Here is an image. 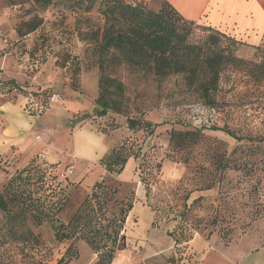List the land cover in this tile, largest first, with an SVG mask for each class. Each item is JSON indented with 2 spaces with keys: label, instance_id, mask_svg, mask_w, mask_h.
Masks as SVG:
<instances>
[{
  "label": "rangeland",
  "instance_id": "374dc122",
  "mask_svg": "<svg viewBox=\"0 0 264 264\" xmlns=\"http://www.w3.org/2000/svg\"><path fill=\"white\" fill-rule=\"evenodd\" d=\"M129 1L157 10L164 0ZM66 5L53 0L41 9L32 0H0V58L11 56L21 72L37 73L45 82L44 89L25 92V98L59 94L54 106L69 109L68 102L89 98L92 90L98 95L99 71L86 36L101 24V17L95 9L82 15ZM34 18L41 20L40 26L22 35L24 24ZM203 24L196 22L193 40L206 34ZM253 38H238L239 57L257 59L253 46L262 44L264 36ZM107 73L124 85L128 114L95 117V105L88 100L80 111L70 108L77 112L72 122L90 116L83 120L98 132L117 133L120 138L112 148L123 146L133 160L130 178L107 174L99 161L89 170L100 167L102 173L87 183L88 172L78 179L71 166L58 171L33 159L21 170L16 164L1 168L0 191L15 170L23 171L27 177L19 190L45 211L60 208L54 224L66 226L94 183L104 179L117 190L118 203L133 205L123 230L126 249L116 252L111 264H201L213 246L264 234V82L258 85L246 68L223 71L212 95L215 126L181 146L168 139L172 130L192 131L187 108L204 103L194 87L180 75L158 82L148 72L124 64L108 67ZM127 117L149 121L153 132L129 129ZM140 205L152 217L145 230ZM118 208L109 203V211ZM29 215L18 206L0 211V264H56L70 243L77 258L68 264H96L97 254L82 239L59 241L52 223L37 225Z\"/></svg>",
  "mask_w": 264,
  "mask_h": 264
},
{
  "label": "trees",
  "instance_id": "16d2710c",
  "mask_svg": "<svg viewBox=\"0 0 264 264\" xmlns=\"http://www.w3.org/2000/svg\"><path fill=\"white\" fill-rule=\"evenodd\" d=\"M61 1L73 12L84 15L95 9L101 17V24L90 30L88 37L86 36L99 71L98 95L94 100L95 117L102 118L108 113L128 114L124 85L107 73V68L114 65L124 64L146 71L158 82L180 75L187 86L194 87L200 94L204 103L191 104L187 108L186 122L192 131L170 132L169 143L178 142L181 146L197 141L200 131L215 126L217 114L212 95L217 90L223 71L246 68L258 85L264 82V40L262 44L253 46L256 49V60L239 57L235 46L240 40L210 25L203 24L205 26L202 30L206 34L195 41L192 34L196 22L185 19L165 0L157 10L129 0ZM32 2L41 9H47L53 0ZM40 24L41 20L37 18L26 22L22 35L34 32ZM13 90L21 91L15 80L0 83L1 93L7 94ZM127 123L131 130L153 132L154 125L141 118L127 117ZM129 158L130 155L123 146L112 148L103 156L100 164L104 166L107 174L120 175ZM32 162L33 160L30 164ZM8 165L11 164L0 158V169H7ZM16 170V175L11 176L0 191L1 212H8L11 207L18 206L21 211L30 213L29 216L37 225L44 221L52 223L57 240L73 242L75 239H82L97 254L96 264H111L115 253L126 249L123 230L133 205L118 203L115 199L117 190L108 187L104 179L94 183L66 226H56L55 215L60 208L52 213L35 205L33 201H28L31 199L30 194H23L19 190L20 182L27 176L23 177V171L17 173ZM109 203L118 204L117 212L108 210ZM63 228L68 230L62 231ZM74 258H77V252L73 243H70L56 264H68Z\"/></svg>",
  "mask_w": 264,
  "mask_h": 264
},
{
  "label": "crops",
  "instance_id": "0c3cea01",
  "mask_svg": "<svg viewBox=\"0 0 264 264\" xmlns=\"http://www.w3.org/2000/svg\"><path fill=\"white\" fill-rule=\"evenodd\" d=\"M165 1L185 19L203 22L236 38L250 40L254 37L257 40L255 36L264 34V0ZM20 69L21 65L11 60V56L0 58V81L15 80L23 90L0 95V158L8 161L10 168L13 164L17 165L16 168H23L33 159L56 166L58 171L71 166L78 179L88 172L87 179H91L87 183L92 182L102 169L98 167L96 171H90L89 168H94V164L120 138L117 133L107 135L98 132L83 120L85 116L72 122L77 112L74 114L70 108L80 111L88 100L94 104L95 91L92 90L89 98L80 97L68 102L69 109L55 107L57 101L44 114L29 115L24 110L25 92L40 91L46 84L39 80L37 73L26 74ZM133 167V160H128L121 177L128 180ZM140 207L145 230L151 225L152 217L144 206ZM201 264H264V234L241 237L226 246H213Z\"/></svg>",
  "mask_w": 264,
  "mask_h": 264
},
{
  "label": "built area",
  "instance_id": "2783aa9c",
  "mask_svg": "<svg viewBox=\"0 0 264 264\" xmlns=\"http://www.w3.org/2000/svg\"><path fill=\"white\" fill-rule=\"evenodd\" d=\"M59 99H60V95L54 94V93L48 96H44L40 99L27 96L25 98L24 110L29 115L40 116L42 113H44V111L47 109L49 104L55 103ZM208 113H209V110L207 114Z\"/></svg>",
  "mask_w": 264,
  "mask_h": 264
}]
</instances>
